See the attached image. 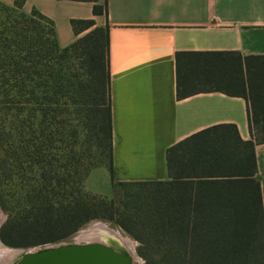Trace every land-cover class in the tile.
Listing matches in <instances>:
<instances>
[{
	"label": "trees",
	"instance_id": "1",
	"mask_svg": "<svg viewBox=\"0 0 264 264\" xmlns=\"http://www.w3.org/2000/svg\"><path fill=\"white\" fill-rule=\"evenodd\" d=\"M22 2H0L1 242L57 243L109 220L137 242L144 264H264L260 191L253 180L246 189L254 143L264 142V99L242 77L264 75V55L213 52L225 90L248 102L251 140L234 125L203 129L166 149L168 180L120 181L109 198L84 188L92 169L112 173L108 26L73 19L75 35L87 31L60 47L52 22Z\"/></svg>",
	"mask_w": 264,
	"mask_h": 264
},
{
	"label": "crops",
	"instance_id": "2",
	"mask_svg": "<svg viewBox=\"0 0 264 264\" xmlns=\"http://www.w3.org/2000/svg\"><path fill=\"white\" fill-rule=\"evenodd\" d=\"M21 10L48 18L60 47L87 31L75 35L73 19L108 26L115 195L120 181L168 180L166 149L203 129L234 125L251 140L248 102L225 90L224 60L213 52L264 55V0H23ZM244 71L245 88L264 99V75ZM253 150L246 189L255 182L264 218V142Z\"/></svg>",
	"mask_w": 264,
	"mask_h": 264
},
{
	"label": "water",
	"instance_id": "3",
	"mask_svg": "<svg viewBox=\"0 0 264 264\" xmlns=\"http://www.w3.org/2000/svg\"><path fill=\"white\" fill-rule=\"evenodd\" d=\"M17 249L13 264H132L136 258L128 247L124 248L116 241L57 242Z\"/></svg>",
	"mask_w": 264,
	"mask_h": 264
},
{
	"label": "rangeland",
	"instance_id": "4",
	"mask_svg": "<svg viewBox=\"0 0 264 264\" xmlns=\"http://www.w3.org/2000/svg\"><path fill=\"white\" fill-rule=\"evenodd\" d=\"M80 35H82V34H80ZM112 180H113L112 176L110 175L109 171L105 167H96L88 173V175L84 181V188H85V190H87L88 192H91V193L99 194V195L106 196L109 198L114 197L115 191H114V188L112 186ZM13 191H14V186H12L10 188L9 193H12ZM7 199L9 201L12 200V202L14 203V196H7ZM0 215L2 216V218L0 219V222H1L0 226H1V224L4 222V220L6 218V212H4L1 208H0ZM100 224H103L107 228L119 232L120 235H122L123 237H125L128 240L129 252L135 254V256H136V258L133 260L132 264H144L143 258L140 257L136 253L137 242L128 233L123 231L119 225L114 224L113 221L93 220L92 222L88 223L87 225H85L84 227H82L81 229L76 231L73 236H71L70 238H68L64 241H61V242H80V243H82L85 241H89L91 238H93V236L91 237L89 230L90 229H97L98 225H100ZM0 243H2L1 240H0ZM50 244H52V243H45L42 245H35V246H31V247H13V248H29L30 249V248L42 247V246H46V245H50ZM3 245H5V244H3ZM0 251H2V249H0ZM13 262H14V257L12 256V257H9L8 260L6 259V261L2 262V260H1L0 264H13Z\"/></svg>",
	"mask_w": 264,
	"mask_h": 264
},
{
	"label": "bare ground",
	"instance_id": "5",
	"mask_svg": "<svg viewBox=\"0 0 264 264\" xmlns=\"http://www.w3.org/2000/svg\"><path fill=\"white\" fill-rule=\"evenodd\" d=\"M89 231H90L91 237L93 236V238H91L89 241L94 240V241H101V242H106V243H109V242L115 243L116 241L117 243L122 245L124 248H127L129 246L128 240L122 235H120L119 232L117 233V231L115 230L111 231L107 229L106 227H104L102 224L98 225L97 229H90ZM0 249H2V251H0V261L2 260V262L6 261V259L8 260L9 257H12V256L14 257V254L18 252L17 248L8 247L7 245L6 246L3 245L2 243H0Z\"/></svg>",
	"mask_w": 264,
	"mask_h": 264
}]
</instances>
